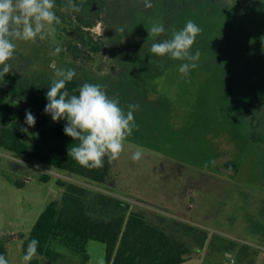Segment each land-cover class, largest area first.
<instances>
[{"label":"rangeland","instance_id":"374dc122","mask_svg":"<svg viewBox=\"0 0 264 264\" xmlns=\"http://www.w3.org/2000/svg\"><path fill=\"white\" fill-rule=\"evenodd\" d=\"M195 2L202 32L192 51L199 49L201 56L189 76L179 73L181 62L142 67L143 53L121 63L105 23L83 29L59 7L54 11L61 23L44 41H15L14 74L54 78L49 63L55 60L58 67L74 69V78L105 85L124 110L127 104L139 110L137 128L109 163L104 184L0 148V242L9 264H25L23 240L46 206L63 199L67 187L61 183L86 188L95 216L140 211L156 222L177 221L191 249L182 264H264V99L255 96L264 90V0ZM132 41L130 51L136 38ZM56 47L59 55L52 54ZM173 86L183 89L173 93ZM7 102L29 109L16 97H0V104ZM46 116L49 125L67 123ZM28 133L33 145L35 128ZM137 148L142 158L133 162ZM57 249L67 256L58 264H98L101 257L108 264L106 245L99 241L88 242L87 262L65 247ZM39 261L55 264L44 256Z\"/></svg>","mask_w":264,"mask_h":264},{"label":"trees","instance_id":"16d2710c","mask_svg":"<svg viewBox=\"0 0 264 264\" xmlns=\"http://www.w3.org/2000/svg\"><path fill=\"white\" fill-rule=\"evenodd\" d=\"M195 1L197 0H152L153 7L146 8L142 0H77L82 6L80 13L65 7V0H55V4L56 7L71 12L83 29H92L99 22L105 23L107 39L115 45L121 63L131 57L136 60L140 53H143L142 67L152 61L173 67L177 62L184 61L172 60L168 56L167 60H162L164 58L144 53L151 48L149 42L153 44L157 40L160 42L169 39L173 29L183 28L188 20L195 22L193 14L196 9ZM153 22L163 24L164 34L149 37L147 29ZM119 28H123L124 32H117L116 29ZM135 38L136 43L134 42L133 46L135 50L130 51V41ZM97 44V50H101L102 46ZM52 79L46 74L28 79L14 74L13 70L4 78H0V97L20 99L29 106L28 110L36 118L34 143L29 145L26 134L20 130L22 127L33 128L25 124L26 112L8 102L0 104V148L96 183H106L109 175L107 158L102 168L89 169L80 166L68 155L70 146H76L79 142L65 134V124L47 123L46 115L49 114H46L44 109L48 103L46 93ZM83 83L82 79L74 78L66 87L71 93ZM170 89L174 93L176 90L181 91L183 87L180 89L173 86ZM178 91L176 95L180 93ZM255 96L257 99H264V90L257 91ZM123 99L128 103L127 93ZM11 181L17 186H22ZM61 185L67 187L63 199L52 201L46 206L29 236L23 240V254L31 239L39 241L37 254L29 264H40L39 257L43 256L51 263L65 262L67 256L59 251L57 246L65 247L80 256L82 262H87L89 260L87 245L91 240L106 245L108 264H182L185 261L184 255L190 253L189 243L179 235L177 221L160 218L156 222L140 211H133L128 217L124 214L110 217L95 216L89 211L86 188L75 183ZM201 235L198 237L204 240L205 237ZM0 254L9 260L6 244L2 241Z\"/></svg>","mask_w":264,"mask_h":264},{"label":"clouds","instance_id":"9594fccd","mask_svg":"<svg viewBox=\"0 0 264 264\" xmlns=\"http://www.w3.org/2000/svg\"><path fill=\"white\" fill-rule=\"evenodd\" d=\"M146 8H152V0H142ZM55 0H0V78L13 70L11 61L15 56V41H44L53 31V25L61 23L54 9ZM65 7L80 13L82 6L77 0H65ZM123 33L124 29H116ZM149 37H158L165 32L162 23L153 22L147 29ZM202 29L192 20H188L181 29H173L171 38L153 43L150 52L158 57L168 56L172 60L184 61L179 68L181 76H189L198 65L201 53L199 49L192 51L197 37ZM62 51L56 47L53 55ZM49 67L54 73L51 85L48 87L45 113L53 121H67L64 132L79 143L70 146L68 155L80 166L96 169L102 168L105 158L108 162L117 159L124 151V142L137 128L134 112L139 110L138 104H129L127 111L120 106L118 97H109L105 85L85 82L70 93L66 85L77 75L74 69L57 66L55 60ZM78 93V94H73ZM25 124L34 127L36 118L30 110H26ZM26 134L28 128L20 129ZM143 149L137 148L131 155L133 162H139ZM213 165L215 161H212ZM39 241L31 239L27 245L23 261L25 264L36 256ZM0 264H9L3 254H0ZM98 264H105L103 257Z\"/></svg>","mask_w":264,"mask_h":264},{"label":"water","instance_id":"95a60500","mask_svg":"<svg viewBox=\"0 0 264 264\" xmlns=\"http://www.w3.org/2000/svg\"><path fill=\"white\" fill-rule=\"evenodd\" d=\"M188 256L187 255H184V258H187Z\"/></svg>","mask_w":264,"mask_h":264}]
</instances>
